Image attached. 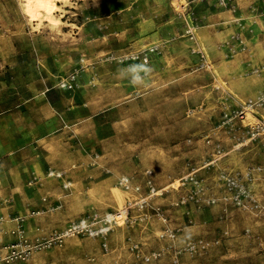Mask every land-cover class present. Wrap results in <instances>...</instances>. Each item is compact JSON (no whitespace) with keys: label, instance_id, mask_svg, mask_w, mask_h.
Returning a JSON list of instances; mask_svg holds the SVG:
<instances>
[{"label":"rangeland","instance_id":"rangeland-1","mask_svg":"<svg viewBox=\"0 0 264 264\" xmlns=\"http://www.w3.org/2000/svg\"><path fill=\"white\" fill-rule=\"evenodd\" d=\"M52 4L0 0V226L41 240L27 264H264V0Z\"/></svg>","mask_w":264,"mask_h":264},{"label":"built area","instance_id":"built-area-1","mask_svg":"<svg viewBox=\"0 0 264 264\" xmlns=\"http://www.w3.org/2000/svg\"><path fill=\"white\" fill-rule=\"evenodd\" d=\"M121 182L126 186L128 184L126 178L121 180ZM13 220L15 224L9 229L4 230L0 226V232L14 237L12 241L0 242V264H27L32 250L41 245V240L29 241L22 215L15 216ZM81 226H86V219L71 223L68 231L74 232Z\"/></svg>","mask_w":264,"mask_h":264},{"label":"bare ground","instance_id":"bare-ground-1","mask_svg":"<svg viewBox=\"0 0 264 264\" xmlns=\"http://www.w3.org/2000/svg\"><path fill=\"white\" fill-rule=\"evenodd\" d=\"M26 9L31 17L50 16L53 0H25ZM55 7V6H54ZM54 9V8H53ZM52 10V11H51Z\"/></svg>","mask_w":264,"mask_h":264},{"label":"clouds","instance_id":"clouds-1","mask_svg":"<svg viewBox=\"0 0 264 264\" xmlns=\"http://www.w3.org/2000/svg\"><path fill=\"white\" fill-rule=\"evenodd\" d=\"M137 68H144V66L143 65L134 66L132 68V71L135 72L137 70ZM145 71H147V69H145ZM140 82H141V77L139 75H134L132 77V83L133 84L140 83Z\"/></svg>","mask_w":264,"mask_h":264}]
</instances>
